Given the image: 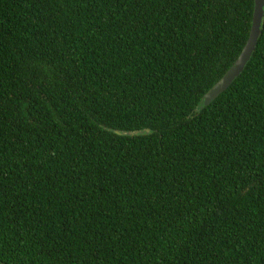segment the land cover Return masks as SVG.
I'll return each instance as SVG.
<instances>
[{
  "label": "trees",
  "instance_id": "trees-1",
  "mask_svg": "<svg viewBox=\"0 0 264 264\" xmlns=\"http://www.w3.org/2000/svg\"><path fill=\"white\" fill-rule=\"evenodd\" d=\"M254 8L0 0V264H264Z\"/></svg>",
  "mask_w": 264,
  "mask_h": 264
},
{
  "label": "water",
  "instance_id": "water-1",
  "mask_svg": "<svg viewBox=\"0 0 264 264\" xmlns=\"http://www.w3.org/2000/svg\"><path fill=\"white\" fill-rule=\"evenodd\" d=\"M264 20V0H255V8L253 13L252 26L248 41L235 61L233 66L224 74V76L202 97L197 111L203 110L210 106L221 94L226 92L233 82L240 77L244 72L247 64L250 62L254 52L256 51L258 41L262 35V24ZM121 136H136L142 134H149L150 130L143 131H115Z\"/></svg>",
  "mask_w": 264,
  "mask_h": 264
}]
</instances>
